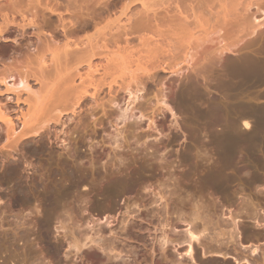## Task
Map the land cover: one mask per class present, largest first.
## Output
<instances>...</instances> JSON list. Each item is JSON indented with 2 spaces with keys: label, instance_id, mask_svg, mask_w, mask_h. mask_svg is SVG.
Listing matches in <instances>:
<instances>
[{
  "label": "rangeland",
  "instance_id": "1",
  "mask_svg": "<svg viewBox=\"0 0 264 264\" xmlns=\"http://www.w3.org/2000/svg\"><path fill=\"white\" fill-rule=\"evenodd\" d=\"M207 1L200 9L207 33L197 49L235 47L222 60L228 73L219 67L206 95L182 92L179 76L163 73L158 85L116 90L113 101L104 86L98 102L83 99L75 114L65 38L46 51L49 61L71 60L50 72L43 91L38 117L52 121L19 153L0 154V170L17 164L30 185L67 165L84 181L45 187L52 205L44 187H25L26 199L17 202L14 187L0 183V264H264V6L246 12L236 3L223 20L215 14L219 1ZM249 24L257 29L244 36ZM0 101L16 108L14 95ZM28 145L45 151L31 155ZM190 227L202 230L191 256Z\"/></svg>",
  "mask_w": 264,
  "mask_h": 264
},
{
  "label": "bare ground",
  "instance_id": "2",
  "mask_svg": "<svg viewBox=\"0 0 264 264\" xmlns=\"http://www.w3.org/2000/svg\"><path fill=\"white\" fill-rule=\"evenodd\" d=\"M218 1L220 10L215 14H221L218 17L223 20L236 3L243 5H240L242 10L246 8L243 11L255 5L261 10L264 6V0ZM203 6H209L207 0H0V97L12 99L14 95L16 106L12 110L0 101V138L3 139L0 154L4 151L15 153L24 141L39 137L44 124L52 121L49 115L39 118L38 114L46 101L43 91L52 82L50 72H61L63 66L69 68L71 60L69 63L58 59L49 61L46 57V51L61 42L60 37L66 40V53L72 55L71 66L75 70L70 81L75 89L73 107L78 106L73 111L75 114L79 113L83 99L98 102L104 86L113 101L116 90L131 91L136 84L137 92L148 82L158 85L163 73L178 75L182 92L197 96L209 93L216 70L222 67L228 73L229 63L222 60L235 46L224 44L214 52L207 48L197 49L203 44L196 41H201V34L207 33L208 24L200 11ZM238 14L242 16V12ZM90 29L93 32L90 33ZM256 29L254 24L245 26L244 36L252 35ZM133 39L138 40L136 45H132ZM254 42L256 39H251L236 48L235 61L240 63L243 59L241 49ZM21 58L25 59V71L19 66ZM32 80L38 84V89L34 88ZM212 100L208 101L213 104ZM243 119L245 127L250 128V122ZM18 123L22 125L19 131ZM25 149L36 155L45 151V145L39 149L28 145ZM20 169L17 164H11L0 170V183L14 187L17 202L26 199L25 187L36 190L44 187L43 192L52 205V196L45 187H65L66 178H69V187L84 181L77 169L64 165L53 176L41 177V180L34 178L30 185L27 182L25 185L19 175ZM41 225L46 229L45 223ZM201 232L200 228L187 229L186 254L189 256ZM13 239L9 240L15 244L16 239ZM256 250L253 249V253ZM217 256L231 257L219 253ZM243 264L250 262L245 260Z\"/></svg>",
  "mask_w": 264,
  "mask_h": 264
}]
</instances>
